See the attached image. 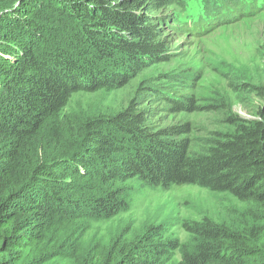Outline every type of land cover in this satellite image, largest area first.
Here are the masks:
<instances>
[{
	"label": "trees",
	"instance_id": "obj_1",
	"mask_svg": "<svg viewBox=\"0 0 264 264\" xmlns=\"http://www.w3.org/2000/svg\"><path fill=\"white\" fill-rule=\"evenodd\" d=\"M188 1L0 0V264H264V85L256 119L221 106L223 129L201 144L195 122L159 125L149 107L220 113L193 84L138 92L80 125L63 117L75 95L122 90L170 63L173 34L210 33L227 9L231 24L264 12V0H204L207 18L182 27L173 14ZM129 181L196 186L251 209L234 223L185 220L187 242L155 225L130 238L109 228L129 210Z\"/></svg>",
	"mask_w": 264,
	"mask_h": 264
},
{
	"label": "rangeland",
	"instance_id": "obj_2",
	"mask_svg": "<svg viewBox=\"0 0 264 264\" xmlns=\"http://www.w3.org/2000/svg\"><path fill=\"white\" fill-rule=\"evenodd\" d=\"M208 13L209 7L204 0H190L184 10H177L173 16L183 27L193 18L206 19ZM246 14L243 19L224 24L205 35L186 32L174 36L170 30L173 34L170 63L136 73L122 90L75 95L63 114L66 123L80 125L88 119L117 114L138 92L146 91L150 93L148 96H153L160 88L180 95L187 94L193 85L196 88L193 94L198 97L199 104L220 106L221 114L197 112L173 117L164 104L151 102L152 121L159 125L172 124L181 118L193 121L197 126L195 139L201 144L198 139L208 138L223 129L221 106L229 107L232 114L244 119H256L262 101L254 88L264 85V12ZM148 96L142 98L147 100ZM69 142L70 137L65 143L66 149ZM125 185L131 193L129 210L112 220L109 228L110 232L114 229L130 238L155 225L165 227V239L179 238L187 242L188 234L181 225L185 220L196 222L209 217L234 223L248 215L251 209L250 205L229 196L196 186H173L164 190L141 181H129Z\"/></svg>",
	"mask_w": 264,
	"mask_h": 264
},
{
	"label": "clouds",
	"instance_id": "obj_3",
	"mask_svg": "<svg viewBox=\"0 0 264 264\" xmlns=\"http://www.w3.org/2000/svg\"><path fill=\"white\" fill-rule=\"evenodd\" d=\"M207 6L209 7V12L211 11L212 9V4H207ZM228 12V9L224 11L223 13V16H222V19H220L218 22H215L213 23V25L211 27H216V26H222L224 24H231L230 22H228L231 18H230V15H226ZM205 24H208V23H205ZM192 24L190 23L189 26H191ZM185 26V25H184ZM183 26V27H184ZM189 33V32H188ZM195 35L196 34H200V33H196V32H193ZM194 35V36H195Z\"/></svg>",
	"mask_w": 264,
	"mask_h": 264
}]
</instances>
